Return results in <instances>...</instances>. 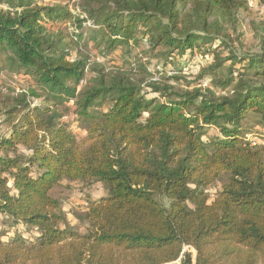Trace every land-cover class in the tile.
<instances>
[{
    "label": "trees",
    "instance_id": "16d2710c",
    "mask_svg": "<svg viewBox=\"0 0 264 264\" xmlns=\"http://www.w3.org/2000/svg\"><path fill=\"white\" fill-rule=\"evenodd\" d=\"M249 10V0H80L74 10L0 0V51L30 80L0 89V215L35 234L0 230V264H264V144L248 136L264 140V22L257 50L235 44ZM82 43L103 59L144 44L146 61L90 63ZM197 57L206 64L189 79L181 60ZM151 58L176 70L154 78ZM63 179L108 191L78 216L84 232L55 196Z\"/></svg>",
    "mask_w": 264,
    "mask_h": 264
},
{
    "label": "rangeland",
    "instance_id": "374dc122",
    "mask_svg": "<svg viewBox=\"0 0 264 264\" xmlns=\"http://www.w3.org/2000/svg\"><path fill=\"white\" fill-rule=\"evenodd\" d=\"M43 4L50 5H61L66 6L70 10H74L78 5L80 0H40ZM250 10L249 12H242L240 14L239 26L237 27L238 32L242 33V37L239 42H236V46L239 48V51L248 52L254 51L259 48L261 45L260 42V26L262 22H264V2L261 0H249ZM69 28V27H68ZM71 30V29H70ZM236 36V35H235ZM81 48L85 55L88 56L90 63L97 61H102L100 63L105 64L106 66L113 65H123L124 61H133L139 58H142L143 62L146 61L144 57L141 55V50L145 47L144 44L136 47L132 53L126 54L125 52H121L117 50L112 55L105 57L104 59L101 57L100 52L96 50L91 44L84 45L80 44ZM110 56H115L117 58L116 61H109ZM201 61V62H200ZM5 54L0 51V89L4 92H18L22 89L28 88L30 84V80L24 78L17 71L12 70L8 64H6ZM147 63V68H149L152 72L155 73V77L161 75L162 73H157V70L166 71L165 74L170 76L173 70L170 65H163L162 61H158L157 59H149ZM182 65L187 68V76L190 79V74H196L201 65H205L206 61H202L200 58L194 59V62L191 63L186 62V60H181ZM191 66V67H190ZM150 91V90H149ZM150 96H157L153 92H148ZM71 109H73V105L71 102H67ZM70 124L71 129L77 135L78 138H84L86 136V131L79 126L78 123L73 121V113L69 112L67 116L64 118ZM247 124L250 126H255V122L252 119L247 121ZM215 130H212V133H215ZM9 133V129L7 125L1 123L0 119V141L2 138L6 137ZM252 138L253 141L264 144V140L259 136H254L251 133L248 135ZM1 154V149H0ZM225 176L219 180L215 186L211 187V192H216L217 190L222 188L223 180ZM63 185L57 187L55 190V196L59 197L62 202L63 210L66 213V217L68 223L71 227L84 232L87 228V224L80 220L78 216L86 209L88 205V199H100L108 194L106 187L102 183H95L90 187L85 188L80 182H70L67 179H63L61 182ZM212 193V194H213ZM213 196V195H212ZM163 203L168 206L169 200L164 199ZM0 230L5 231L6 237L5 239H9L13 236L21 235L25 238H30L34 233H31L27 227L21 223H14L7 215H0Z\"/></svg>",
    "mask_w": 264,
    "mask_h": 264
}]
</instances>
